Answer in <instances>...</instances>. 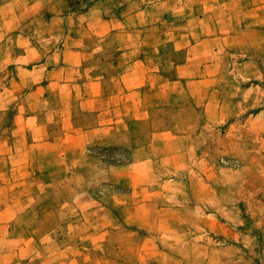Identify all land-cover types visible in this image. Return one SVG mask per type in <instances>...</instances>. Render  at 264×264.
Listing matches in <instances>:
<instances>
[{
  "label": "rangeland",
  "instance_id": "1",
  "mask_svg": "<svg viewBox=\"0 0 264 264\" xmlns=\"http://www.w3.org/2000/svg\"><path fill=\"white\" fill-rule=\"evenodd\" d=\"M199 1L0 0V174L21 189L34 187L35 198L28 211H9L19 222L13 264H59L73 232L115 235L95 249L110 264H264V43L220 42L213 35L209 46L190 50V24L220 27L226 21L225 29L235 28L234 18L222 24L217 17L233 10V0H206L212 7L200 11L214 17L195 21ZM252 21L237 28L250 32ZM262 26L261 18L255 28ZM143 42L157 62L189 56L214 63L190 66L189 106H150L145 115L132 103L136 98L122 107L127 99L112 60L124 48L138 56L133 48ZM79 45L83 49L76 50ZM63 47L68 55L61 67ZM89 75L104 79L106 97L94 108L112 114L89 111V89L82 85ZM175 118L190 121L189 196L176 189L177 179L165 177L163 209L156 210V178L145 177L154 174L155 163L140 153L154 158L161 151L139 153V146ZM100 122L106 127L99 138L87 140ZM172 185L173 193L167 190ZM175 202H188L190 210H179L178 217L169 208ZM30 217L34 226L26 225ZM77 219L97 224L78 227ZM106 219L114 224L105 225ZM214 220L224 224L220 233L217 225L208 227ZM32 232L28 251L24 240ZM58 234L66 235L51 238ZM83 244L82 251H94L97 242ZM1 246L0 254H10V244ZM8 259L0 255V262Z\"/></svg>",
  "mask_w": 264,
  "mask_h": 264
},
{
  "label": "crops",
  "instance_id": "2",
  "mask_svg": "<svg viewBox=\"0 0 264 264\" xmlns=\"http://www.w3.org/2000/svg\"><path fill=\"white\" fill-rule=\"evenodd\" d=\"M225 1H232V0H222ZM246 2V3H245ZM198 4L196 11H192L195 15V21H199L206 18H213L214 14H208L207 9H203L200 11V7H212L211 3H208L206 0H202L196 2ZM209 5V6H208ZM245 5V6H244ZM233 6V10L231 11H224L223 9L218 14L223 23V19L227 18H234L231 22L234 23L235 28L233 30H227L224 25L227 26L225 21L224 25L219 26H195L190 24V50L199 48L204 49L210 45L212 42V36L214 35L220 42H234L235 44L239 43H247L251 42V46H259L260 43H264V26L256 27L255 24L259 23V19H264V0H233V3L230 4ZM245 7V8H244ZM192 12L190 11V16H192ZM201 12V13H200ZM202 18V19H201ZM241 18V19H240ZM246 18H251L254 21L251 23V30L250 32H240L237 26H241L243 20ZM254 24V26H252ZM261 28V29H260ZM181 34L180 31H176L177 38H180L178 35ZM157 46V43H155ZM187 45V46H188ZM138 49L139 54L136 57H130L131 48H124L127 51L121 52L119 56L114 58L115 68L117 72L114 74L115 78L118 79L120 83V94H123V97H126L127 101L122 104V107L127 105H131V99H139V102L136 103L135 101L132 102L134 105L140 104L137 106L138 110L144 107V114L146 115L147 108L150 106L157 108H166L172 111H178L180 107L189 106L190 105V81H193L190 77V66L193 65H212L213 62H205V61H192L189 56L186 59H176L173 58L169 61H164L163 57L159 59L157 62V54H154V57H148L150 55L147 53L148 47L147 43H139L138 47H134L133 49ZM262 48V47H261ZM65 50L63 52V56L61 57L63 60L60 59V63L58 64L61 67L66 65V58L67 53L64 47L62 48ZM83 49L82 45H79L78 49ZM241 50V49H240ZM144 51V52H141ZM257 52V51H256ZM259 52V51H258ZM136 54V55H137ZM256 55V53H255ZM162 56V54H161ZM251 55L250 57H252ZM201 57V56H198ZM194 58H197L194 57ZM253 59H257V57H253ZM252 59V60H253ZM253 61L248 63L253 64ZM47 63V62H46ZM59 69H62V68ZM83 80V79H82ZM102 77L89 75L88 79H84L82 81V85L89 91L86 94V104L89 106V111L96 112V115L102 114H112L113 111L102 109V108H94L95 107V100L98 101V98H105L106 95L104 93L103 85H102ZM164 82V88L161 87V84ZM168 83V87L165 85ZM151 86V87H150ZM156 99V101H153ZM141 100L144 103H141ZM150 100V103H147ZM144 104V105H143ZM147 107V108H146ZM151 111V110H150ZM140 119V118H139ZM170 123V125H162L161 127L157 128V131L152 135V137L148 140L142 142L139 146V153L142 150H146L148 147H154L157 150L161 151V154H154V158H151L150 155L143 153L141 154L142 160L146 162H154L153 170H149L150 172H154V174H148L146 172L145 177L152 176L156 178L155 180V192L160 196L164 193L163 184L167 185V182L163 183V178H174L177 179L176 182L177 190L181 191L183 194L189 196V192L186 190H190V121H186L183 123H179V120ZM105 123L100 122L96 126L89 128L90 130L87 131V140H94L98 139V131L100 129H104L106 126ZM71 140L82 142L77 136H72ZM0 144L2 146V140H0ZM126 145V143H123ZM130 148V145H128ZM173 147V149H171ZM174 147L176 149H174ZM132 152V160H135V152L134 149L130 148ZM145 158V159H143ZM166 160V161H165ZM165 163V164H164ZM167 163V164H166ZM29 174V173H28ZM26 174V176H28ZM18 178V177H14ZM198 178H204L200 176ZM181 181V182H180ZM9 183L4 182L3 180V173L0 174V241H1V248L8 247V244L11 245L10 247V254H4L1 252L2 257H6L7 255L10 256L8 261H1L0 264H13L15 262L14 258L18 254L19 246L13 243L18 242V237L14 235V227L19 225V222L16 220V211L12 213L14 215H9V211L13 208L17 209H27L29 210L32 205H34V187H27V189H21L15 184L14 181H7ZM203 185H207L206 181H202ZM28 185V183L26 184ZM173 185L171 190L167 189L171 193H173ZM26 193V204L19 206L21 202H24V194ZM156 210L163 209L162 198L159 202H155ZM34 208V207H33ZM172 213H176L179 217V210L189 209L190 205L188 202L178 203L175 202V205L169 207ZM193 209H200L199 206L193 205ZM176 219V218H175ZM110 220V221H109ZM30 221V222H29ZM34 219L30 220L27 218L26 225L34 226ZM66 222V221H63ZM76 225L78 227L84 226L89 224L93 226L97 224L95 219H86V223H83L84 220L77 219ZM80 222V223H79ZM215 224L219 227V233L221 232L220 229L224 225L221 221L214 220L209 221V226L211 224ZM66 224V223H64ZM114 224V219H106L105 225ZM66 234H58L57 237L52 236L51 238H59L64 237ZM70 241H68L66 255L62 256L59 255V264H110V261L104 259L102 256H99L95 249L99 248L98 243L102 242H111L114 240L115 235L112 234H88L82 232H73L69 233ZM34 232L32 234H28L26 239L24 240L27 243V250L29 251V244L32 240H34ZM84 241H92L97 242V245H94V251H82L84 247ZM78 242V243H76ZM76 245L78 251L74 253V248ZM16 248V249H15ZM8 251V250H6ZM63 254V251H61ZM85 256L83 257V254ZM88 253H91L89 256ZM18 255L16 256V261L18 260ZM43 263V262H42ZM29 264V262H28ZM114 264V263H112Z\"/></svg>",
  "mask_w": 264,
  "mask_h": 264
}]
</instances>
